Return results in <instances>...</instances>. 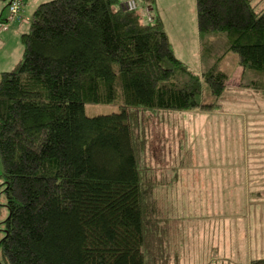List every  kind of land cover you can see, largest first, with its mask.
<instances>
[{"label": "trees", "instance_id": "1", "mask_svg": "<svg viewBox=\"0 0 264 264\" xmlns=\"http://www.w3.org/2000/svg\"><path fill=\"white\" fill-rule=\"evenodd\" d=\"M137 1L135 12L122 0L42 3L21 62L1 75L0 264H162L134 114L219 110L231 56L242 87L264 96V7L196 0L198 73L176 57L154 0ZM88 104L119 111L88 117Z\"/></svg>", "mask_w": 264, "mask_h": 264}, {"label": "rangeland", "instance_id": "2", "mask_svg": "<svg viewBox=\"0 0 264 264\" xmlns=\"http://www.w3.org/2000/svg\"><path fill=\"white\" fill-rule=\"evenodd\" d=\"M49 1L41 0L38 6ZM252 2L264 7V0ZM34 4L29 1L22 18L31 20ZM181 10L178 19L184 24L188 6L182 4ZM177 23L170 27L171 34L182 31ZM186 33L177 37L179 42L173 35L171 44L191 70L199 73L190 26ZM19 43L18 64L24 50L21 40ZM6 58L7 54H0V80L3 72L17 66H4ZM223 67L229 81L217 102L219 110L138 111L133 117L140 140V169L163 233L162 264H250L264 259V96L242 87L243 70L234 57ZM118 111L114 106L85 107L88 117ZM222 168L231 174L222 176ZM3 188L0 158V204L5 206ZM6 216L4 208L2 219Z\"/></svg>", "mask_w": 264, "mask_h": 264}, {"label": "crops", "instance_id": "3", "mask_svg": "<svg viewBox=\"0 0 264 264\" xmlns=\"http://www.w3.org/2000/svg\"><path fill=\"white\" fill-rule=\"evenodd\" d=\"M29 1L30 0H26L25 7H24V10H23L21 16L19 18H14L12 21H10L9 29L6 32L0 34V54L1 55L2 54L4 55V53L7 54V58L4 59L5 60L4 66H6L7 68L10 67L11 69H13L16 65H18L17 60H15V53L17 54V51L18 50L20 51L21 47L19 45L20 44L19 42L21 40L22 35L29 31L30 20L22 18V16L24 15V12L26 10L27 4H29ZM40 1L41 0H34L35 7H34L33 12H35L36 8L39 7L38 3ZM182 4L188 6V13H184V15L188 14L187 19H184V20H186L184 22V24L180 23V21L178 19V17H180L178 15L182 12V10H181ZM153 7L155 9V14H158L160 16V18L164 24V28H165V31L168 35V38H169L170 42H172V44H174L172 39H171V37L173 35H175L176 40L178 41V39H177L178 36H184L187 34L186 33V26L191 27L192 35H194V38H192V44H193V47H195V51H197L195 53L198 54V59H199V63L201 66L200 36H199L198 22H197V16H196V14H197L196 13L197 12L196 11V0H154ZM192 10L194 13L192 12ZM8 18H9V13H8V9H7V2L4 0H0V20H6ZM177 21H178V23L176 25H179V27L182 29V31L171 34L169 32L170 31L169 29ZM174 52L176 54L175 47H174ZM176 57L187 64V62L182 60V58H180L177 54H176ZM3 71H5V70H3ZM6 72H10V71L6 70ZM6 72H3V73H6ZM234 161H236V160H234ZM220 162H222L223 164H231L226 159H222V160L220 159ZM231 162L233 164V161H231ZM223 168L221 170L222 176L231 174V173L226 174L225 170ZM230 170H232V169H230ZM256 195L259 196V194H256Z\"/></svg>", "mask_w": 264, "mask_h": 264}, {"label": "built area", "instance_id": "4", "mask_svg": "<svg viewBox=\"0 0 264 264\" xmlns=\"http://www.w3.org/2000/svg\"><path fill=\"white\" fill-rule=\"evenodd\" d=\"M4 1L7 2L9 18L6 20H0V34L6 32L9 29L10 21H12L14 18H19L21 16L26 3V0ZM122 4L128 12H135L139 9V4L137 0H122Z\"/></svg>", "mask_w": 264, "mask_h": 264}]
</instances>
